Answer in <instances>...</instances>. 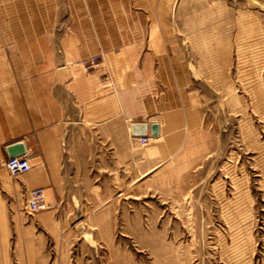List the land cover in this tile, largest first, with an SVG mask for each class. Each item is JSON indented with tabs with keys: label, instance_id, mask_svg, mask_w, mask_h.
<instances>
[{
	"label": "rangeland",
	"instance_id": "374dc122",
	"mask_svg": "<svg viewBox=\"0 0 264 264\" xmlns=\"http://www.w3.org/2000/svg\"><path fill=\"white\" fill-rule=\"evenodd\" d=\"M121 1L139 19L109 41L153 50L152 68L163 59L184 80L183 130L165 140L178 149L155 159L148 149L163 140L140 145L124 122L114 138L92 133L120 142L121 156L105 150L101 168L91 159L88 175L73 173L66 196L34 214L0 155V264H264V0ZM76 9L0 0V74L46 61L50 34H64Z\"/></svg>",
	"mask_w": 264,
	"mask_h": 264
},
{
	"label": "crops",
	"instance_id": "0c3cea01",
	"mask_svg": "<svg viewBox=\"0 0 264 264\" xmlns=\"http://www.w3.org/2000/svg\"><path fill=\"white\" fill-rule=\"evenodd\" d=\"M65 1L72 12L76 6L78 13L76 19L72 13L71 21L66 20L64 34H50L54 46L47 44V60L7 64L0 74L1 158L7 159L8 144L22 141L32 165L15 178L13 186L25 198L30 189L44 188L49 203L66 196L73 173L88 175L91 159L101 168L105 150L112 151L114 161L121 156L120 142L106 146L104 141H92V133H98L99 140L106 135L114 138L121 134L123 122L130 132L133 124H145L148 140H163L148 149V155L156 153L155 159H164L179 146L165 140L183 130L181 88L185 83L180 74L163 59L152 68L147 56L153 50L109 41L127 33L117 24L136 23L138 14H126L127 3L121 0ZM141 17L149 22L148 13ZM56 47L72 58L98 54L101 61L85 73L78 64L54 61ZM139 54L145 57L138 60ZM75 122L83 126L75 128Z\"/></svg>",
	"mask_w": 264,
	"mask_h": 264
},
{
	"label": "built area",
	"instance_id": "2783aa9c",
	"mask_svg": "<svg viewBox=\"0 0 264 264\" xmlns=\"http://www.w3.org/2000/svg\"><path fill=\"white\" fill-rule=\"evenodd\" d=\"M96 55L89 56L80 60L84 71H88L90 68L97 64ZM139 144L145 145L148 142V137L142 135L139 137ZM4 167L9 176L16 178L31 169V163L27 154L7 157L4 161ZM49 202L44 188L37 187L30 189L26 196V209L28 213L34 214L49 208Z\"/></svg>",
	"mask_w": 264,
	"mask_h": 264
},
{
	"label": "water",
	"instance_id": "95a60500",
	"mask_svg": "<svg viewBox=\"0 0 264 264\" xmlns=\"http://www.w3.org/2000/svg\"><path fill=\"white\" fill-rule=\"evenodd\" d=\"M145 129H146L145 124H139V123L133 124L131 126V134H133L134 136L145 135ZM6 152H7L8 157L23 155L27 153L25 145L22 141H17V142L8 144L6 146Z\"/></svg>",
	"mask_w": 264,
	"mask_h": 264
},
{
	"label": "bare ground",
	"instance_id": "6f19581e",
	"mask_svg": "<svg viewBox=\"0 0 264 264\" xmlns=\"http://www.w3.org/2000/svg\"><path fill=\"white\" fill-rule=\"evenodd\" d=\"M127 168L130 170V172L131 173H136V172H138V170H137V166H136V164H135V162L134 161H130V162H128L127 163ZM31 170V169H30ZM135 175V174H134ZM11 177V176H10Z\"/></svg>",
	"mask_w": 264,
	"mask_h": 264
}]
</instances>
